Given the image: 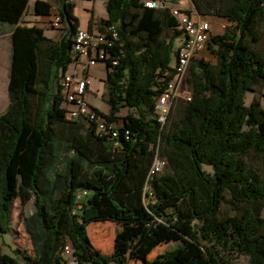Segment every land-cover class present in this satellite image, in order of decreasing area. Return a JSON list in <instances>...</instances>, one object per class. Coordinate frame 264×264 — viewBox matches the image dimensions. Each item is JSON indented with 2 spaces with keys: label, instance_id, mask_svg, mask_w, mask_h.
I'll return each mask as SVG.
<instances>
[{
  "label": "trees",
  "instance_id": "1",
  "mask_svg": "<svg viewBox=\"0 0 264 264\" xmlns=\"http://www.w3.org/2000/svg\"><path fill=\"white\" fill-rule=\"evenodd\" d=\"M26 1L0 0V22H17ZM191 1L200 16L233 26L207 40L215 62L191 59V98L174 99L163 123L156 97L173 75L175 41L186 36L177 19L143 0H105L106 18L91 16L88 30L110 42L96 55L108 111L94 108L117 129L112 138L94 121L66 115L61 81L79 59L75 2L33 0L37 17L51 16L57 3L62 32L53 39L35 24L12 32L13 83L0 113V234L10 231L14 201L32 200L24 216L32 251L13 256L0 248V264H69L65 252L73 264H127L125 243L135 258L141 247L168 242L176 246L156 260L196 264L201 249L205 264H236L238 256L264 264V57L255 48L264 0ZM248 91L254 95L246 104ZM156 155L166 164L148 177ZM94 222L123 224L133 237L104 253L88 232Z\"/></svg>",
  "mask_w": 264,
  "mask_h": 264
},
{
  "label": "rangeland",
  "instance_id": "2",
  "mask_svg": "<svg viewBox=\"0 0 264 264\" xmlns=\"http://www.w3.org/2000/svg\"><path fill=\"white\" fill-rule=\"evenodd\" d=\"M32 1H26V9L24 10V14L17 22L12 23V32L15 30V26L17 23L19 25H38L43 27L46 34H52L53 29H56V33L61 34L62 26H53L50 23V20L53 19L57 14V7L52 9V15L46 18H40L34 16L32 14ZM83 8L87 10H93L94 15L98 17H104L106 13L105 9V0H83ZM211 23V32L212 34L222 33L226 27H231L232 24L221 17L207 15L205 16ZM10 26L9 22H0V30L6 31ZM12 36H4L0 38V113L4 111L6 105L8 103V89L13 83V69H12ZM180 42L179 39H176L175 45H178ZM255 48L258 52L264 57V32H260V40L255 45ZM197 58H203L210 62H215V56L210 52L207 45L203 50L199 51L196 56ZM86 57H80L78 62H72L67 66L66 73L74 74L77 76H85V73L81 70L77 71L79 67H81L82 63L86 62ZM77 66V68H76ZM90 72L87 73L88 85L85 92V100L93 107L104 110L107 112L108 107L106 103L102 100V93L104 91V63L101 61H97V65L90 64L89 66ZM86 72V71H85ZM188 78L186 79V83L181 86V91L186 90L189 87ZM259 96L262 104H264V84H262L259 88ZM254 93L251 91L246 92L244 100L246 104H249L253 98ZM66 107H73L71 104L64 102ZM126 114V110L123 109L120 116ZM259 165V164H257ZM259 168L264 171V167L259 165ZM223 211L226 209L224 206ZM34 210L33 201H29L26 205H22L18 199H16L13 203V208L11 211V219H10V231L7 233L0 234V248L2 252L8 253L10 255H16L15 250L20 251H32V244L29 239V236L25 229L24 224V216L31 213ZM127 230V231H126ZM89 235L95 244L102 252L110 253L115 249H119L121 247L122 241H129L130 238L133 237V232L129 229H126V226L123 224H118L115 222H94L88 226ZM132 235V236H130ZM176 246L175 242H168L166 244H162L157 247H146L139 248L137 250V256L135 258H131V250L128 247V244L124 245L123 251L126 250L128 255L127 264H145L148 261L152 262L156 260L157 257L166 250H171ZM136 254V253H135ZM198 259L200 260L196 264H205L204 256L199 249ZM65 258L68 259L69 264H73L71 252H65ZM188 255H186L187 257ZM19 257V256H18ZM156 264H173L172 262H166L163 259H159L155 261ZM235 263L246 264L247 257L238 256L235 259Z\"/></svg>",
  "mask_w": 264,
  "mask_h": 264
},
{
  "label": "built area",
  "instance_id": "3",
  "mask_svg": "<svg viewBox=\"0 0 264 264\" xmlns=\"http://www.w3.org/2000/svg\"><path fill=\"white\" fill-rule=\"evenodd\" d=\"M75 2L76 0H68ZM144 5L152 8H169L171 14L177 19L178 26L184 31L185 37L178 45V54L174 65V72L167 82L165 89L157 95L155 109L158 120L162 123L170 108L172 101L178 97L184 99L191 98V89L181 91V86L186 83L187 70L190 61L196 54L203 50L207 45L211 32V23L205 16H200L191 0H143ZM53 26H60V17L57 12L56 16L50 20ZM107 30L116 37V30L113 24L107 26ZM103 44L110 45L103 33L96 30L79 29L74 35L73 52L80 57H86L87 61L82 63L80 69L85 72L89 69L90 64H95L96 55L101 56L99 46ZM78 59V61H79ZM77 61V62H78ZM87 75L77 76L66 73L61 81L62 91L65 95V102L73 107H66V115L70 119L84 118L94 121L97 131L109 134L110 137L116 138L118 131L114 125L107 123L101 118L96 109L85 100L87 89ZM117 144V141L114 142ZM166 161L164 158L156 155L149 170L148 177L163 170ZM153 199V193L148 184L144 186V201ZM65 250L70 249V244L65 245ZM240 264V263H236Z\"/></svg>",
  "mask_w": 264,
  "mask_h": 264
},
{
  "label": "crops",
  "instance_id": "4",
  "mask_svg": "<svg viewBox=\"0 0 264 264\" xmlns=\"http://www.w3.org/2000/svg\"><path fill=\"white\" fill-rule=\"evenodd\" d=\"M32 5H33V1H32ZM56 6H57V3H55V6L53 8H56ZM73 14L79 20V29H88L90 18H91L92 15H93L94 20H97L99 18H106V13H105L104 17H98V16L94 15L93 10L91 11V10H87V9L83 8V0H76L75 1V6L73 8ZM48 17H50V16H48ZM40 18H46V17H40ZM92 29L95 30V27H93ZM51 32H53V33L52 34H46V32H45V34L48 37H51L53 39H57L59 37V35H60L59 33H56L57 32L56 29H53V31H51ZM4 36H8V37L12 36V23H10V26L8 27V29H6V31H4V30L0 31V38H3ZM96 65H97V62L95 63V66ZM76 68H77V66H76ZM79 70H81L80 67L77 69V71H79ZM89 72H90V69H88L84 73H85V75H87V73H89ZM104 72H105V67H104ZM74 74H76V73H74ZM101 111L102 112H106L104 110H101Z\"/></svg>",
  "mask_w": 264,
  "mask_h": 264
}]
</instances>
